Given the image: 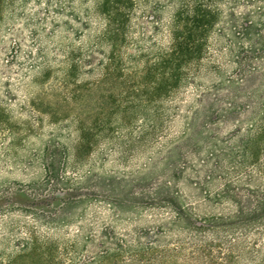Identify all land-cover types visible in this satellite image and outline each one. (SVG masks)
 <instances>
[{
	"label": "rangeland",
	"instance_id": "374dc122",
	"mask_svg": "<svg viewBox=\"0 0 264 264\" xmlns=\"http://www.w3.org/2000/svg\"><path fill=\"white\" fill-rule=\"evenodd\" d=\"M58 1L0 0V109H4L0 116V258L4 259L23 235V223L31 221L30 213L21 210L27 208L53 210L55 217L46 219L61 223L62 229L55 234L61 239L79 232L80 226L91 227L96 234L100 225L110 224L119 232L136 227L144 230L140 241L151 243L159 230L165 256L153 253L156 256L150 262L168 264L167 246L173 245L170 240L174 238L173 234L167 236L170 202L195 206L193 211L200 214L229 205L226 201L214 207L206 204L205 195L214 200L215 193L225 186L234 189L242 203L249 190L264 187V131L259 128L264 110L258 108L264 104V65L259 68L258 77L261 75L263 82L259 92L249 98L237 97L240 107L211 118L200 112L190 118V109L198 108L199 90L210 84L206 76H198L194 83L178 90L172 102L178 106L176 115L167 110L166 87L145 104L127 106V97L118 94L124 89V76L97 82V70L89 71L86 63L77 65L69 84L62 86V48L81 46L83 55L91 53L92 62L101 54L90 50L98 26L91 11L95 0L61 1L72 4L74 17L54 12ZM227 1L218 2L221 21L227 5H233ZM237 1V13L252 8L244 0ZM121 2L118 0L119 5ZM130 7L125 38L117 45L122 56L134 52L131 39L148 46L152 34L148 17L152 0H132ZM162 15L167 18V5ZM65 21L72 28L66 29ZM56 25V33L49 34ZM34 27L48 66L40 83L32 82L36 69L21 71L18 65L30 50L35 54L37 42L31 39ZM156 39L161 45L166 43L162 35ZM12 47L16 55L11 60ZM224 67L230 71L231 66ZM29 97L46 103L47 107H37L58 112L59 117L54 122L43 118L29 127L24 109ZM225 100L220 102L223 107ZM77 115L90 120L80 140L74 124ZM51 155L59 161L60 174L67 182L61 177L43 181V162ZM174 191L182 195L181 201L174 199ZM42 223L41 231L48 226ZM248 230L242 241L245 248L238 256L229 251V264H264V223ZM97 237L94 242L80 240L77 256L87 257L96 251ZM185 252L173 253L172 261L192 264L182 258Z\"/></svg>",
	"mask_w": 264,
	"mask_h": 264
},
{
	"label": "trees",
	"instance_id": "16d2710c",
	"mask_svg": "<svg viewBox=\"0 0 264 264\" xmlns=\"http://www.w3.org/2000/svg\"><path fill=\"white\" fill-rule=\"evenodd\" d=\"M61 1L55 3L54 12L74 17L73 11H70L72 4ZM221 1L223 0H152L148 14L152 31L148 37L149 45L143 46L131 39L134 52L122 56L118 53L117 45L125 38L132 13V0H122L120 5L118 0H95L91 11L98 19V26L92 35L90 50L98 51L101 57L92 62L91 53L83 55V47L66 45L60 50L62 57L59 59L63 64L62 86L69 84V76L77 65L86 63L89 71L97 70V82L104 81L109 76H124V89L118 94H122L123 98L127 97V106L145 104L148 100L155 99L160 89L166 87L167 110L176 115L178 106L172 102L178 90L194 83L198 76H206L211 80L210 84L199 90L196 97L198 108L190 109V118H194L198 112L205 118H211L217 113L222 116L233 112L241 105L236 101L237 97L249 98L259 92L263 84L261 75H258L259 68L264 65V0H244L252 8L240 13L235 11V5L239 2L229 0L227 2L233 5H227L222 21V9L218 5ZM166 5L167 18L162 15ZM64 25H67L66 29L72 28L67 21ZM57 28L58 25L53 27L49 34H55ZM161 35L166 37V43L162 45L156 39ZM31 37L37 42L35 54L30 50L25 60L18 65L21 71L36 69L32 82L40 83L48 69L45 48L38 45L39 32L35 27L31 29ZM213 37L214 41H211ZM10 52L12 60L16 55V48H10ZM226 65L231 66L229 72L225 71ZM136 68V71H132ZM127 69L130 70L128 74ZM4 84L7 87V83ZM221 91L225 93L221 95ZM223 99L227 101L224 107L220 104ZM38 104L48 106L29 97L24 108L28 112L29 127L41 122L43 118L54 122L59 117L58 112L42 110L37 107ZM262 107L264 104L260 103L258 108L261 111L264 110ZM3 110L0 109V116L4 113ZM87 118L80 115L74 117L79 140L81 132L90 123ZM260 125V132H263L264 116ZM43 167L45 183L60 177L67 182V177L60 174V163L54 155L44 159ZM177 193L174 191L172 195L175 200L181 201L182 195ZM245 196V203H242L239 194L225 186L224 190L215 193L214 200L205 195L209 202L206 204L214 207L226 201L229 205L221 206L218 211L210 210L200 214L193 211L195 206H180L170 202L167 236L173 234L174 238L171 237L170 240L173 245L167 246L168 264H178L172 261V257L182 250L186 251L182 253V258L192 264H229L228 258L232 257L229 251L238 256V252L245 248L242 241L249 233L248 229L264 223V187L249 190ZM21 210L30 213L31 221L23 223V235L8 249L4 259L0 258V264H123L128 261L131 264H151L150 259L156 255L161 258L165 256L166 249L160 246L162 232L159 230L155 232L151 243L140 241L143 229L142 232L137 227L131 231L119 232L110 224L100 225L96 234L91 227L80 226L79 232L61 239L55 235L62 229L61 223L46 219L47 216L55 217L53 210ZM41 223L48 225L43 231L40 230ZM13 230L14 226L11 228ZM96 235V251L87 257L77 256L78 242L82 239H85L84 242H94ZM168 240L167 237V242ZM225 246L226 252L223 249ZM153 253L156 255L152 256Z\"/></svg>",
	"mask_w": 264,
	"mask_h": 264
}]
</instances>
